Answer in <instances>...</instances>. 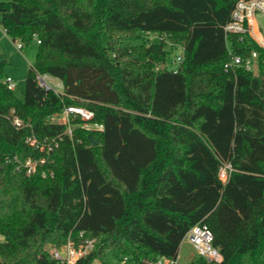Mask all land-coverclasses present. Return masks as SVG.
Instances as JSON below:
<instances>
[{
  "label": "trees",
  "instance_id": "obj_1",
  "mask_svg": "<svg viewBox=\"0 0 264 264\" xmlns=\"http://www.w3.org/2000/svg\"><path fill=\"white\" fill-rule=\"evenodd\" d=\"M236 1L0 0L5 33L21 50L32 36L38 44L22 99L0 58V264H56L49 248L79 231L94 247L76 264L176 260L197 223L222 260L186 264H264V47L225 33ZM142 33L180 42L181 61L170 66L173 50ZM252 51L255 71L225 69ZM37 73L61 92L40 87ZM68 105L91 110L102 128L75 119L64 135L50 119ZM58 135L40 167L53 176L17 170L14 158L42 153L28 136Z\"/></svg>",
  "mask_w": 264,
  "mask_h": 264
},
{
  "label": "built area",
  "instance_id": "obj_2",
  "mask_svg": "<svg viewBox=\"0 0 264 264\" xmlns=\"http://www.w3.org/2000/svg\"><path fill=\"white\" fill-rule=\"evenodd\" d=\"M233 7L229 21L224 25L225 33L232 34H247L249 37L258 43L260 47H264V39L258 36L259 27L257 26L256 15H259L264 19V0H237ZM21 49V45L17 44ZM183 55L181 52L176 54L173 60V64H177L181 61ZM257 53L252 51L249 57L243 58L239 55H232L231 60L225 64V69L233 66L242 65L246 70L255 71L257 68L256 63ZM36 80L40 87L45 89H52L47 80L45 74H36ZM4 83L9 90L15 87L13 79L9 76L4 78ZM51 122L61 124L65 126L64 135L72 136V121L78 119L81 122V127L88 130H100L102 126L94 123V113L82 106L68 105L64 109L51 117ZM12 124L16 130L22 128V121L17 116H13ZM63 139V135H58L52 138H44L38 141L33 136H28L26 141L28 144L38 151L42 152L37 157H26L23 161L14 158L17 162V170H24L26 175H32L40 170L43 177L49 175L53 176V172L47 169H40V167L46 163L47 157L56 148L59 142ZM230 171V165H224L220 168L219 176L221 181L227 179L228 172ZM184 241L191 244L195 249L198 256L204 258L206 261L219 262L222 260L220 252L212 245L213 235L208 226L204 223L194 224L184 235ZM94 247V238L85 236L83 231H79L77 238L68 237L65 244L59 247H50L48 254L56 262V264H76V262L82 257L87 256ZM177 259H171L166 257H159L156 259H144L143 264H177Z\"/></svg>",
  "mask_w": 264,
  "mask_h": 264
},
{
  "label": "rangeland",
  "instance_id": "obj_3",
  "mask_svg": "<svg viewBox=\"0 0 264 264\" xmlns=\"http://www.w3.org/2000/svg\"><path fill=\"white\" fill-rule=\"evenodd\" d=\"M257 26L259 27V33L264 38V19L259 15H256ZM145 36L146 42L156 41L161 36L162 41L166 48L173 51L170 52L169 63L170 66L173 62V56L181 52V43L173 39V37H166L165 35H158L156 33H145L141 34ZM22 43V39L16 38L13 40L8 36L2 26L0 25V58L7 61L5 65V74L13 79L15 87L12 89L13 95L22 99V89L24 87V79L28 72V69L35 62L36 52L38 51L37 39L32 36L31 39L24 45L21 50L18 48L17 44ZM47 82L54 87L55 91L61 92L62 85L57 78L46 75ZM3 236L0 235V241H2ZM177 259L180 264H186L189 261L195 259L197 256L193 246L186 241L182 240ZM108 262L110 264H121L122 260L118 259L116 256L109 254ZM91 264H101L99 261L94 260Z\"/></svg>",
  "mask_w": 264,
  "mask_h": 264
},
{
  "label": "water",
  "instance_id": "obj_4",
  "mask_svg": "<svg viewBox=\"0 0 264 264\" xmlns=\"http://www.w3.org/2000/svg\"><path fill=\"white\" fill-rule=\"evenodd\" d=\"M262 87L264 89V78L262 79ZM98 143V140L97 139H92V144L93 145H96Z\"/></svg>",
  "mask_w": 264,
  "mask_h": 264
},
{
  "label": "crops",
  "instance_id": "obj_5",
  "mask_svg": "<svg viewBox=\"0 0 264 264\" xmlns=\"http://www.w3.org/2000/svg\"><path fill=\"white\" fill-rule=\"evenodd\" d=\"M258 32H259V31H258ZM258 36H260V38L264 39L260 33H258ZM177 261H178V259H177Z\"/></svg>",
  "mask_w": 264,
  "mask_h": 264
}]
</instances>
